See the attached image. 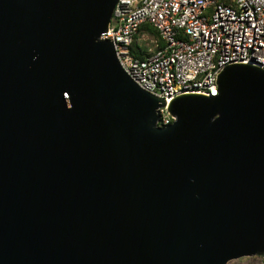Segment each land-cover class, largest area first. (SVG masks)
Returning <instances> with one entry per match:
<instances>
[{"label": "water", "instance_id": "1", "mask_svg": "<svg viewBox=\"0 0 264 264\" xmlns=\"http://www.w3.org/2000/svg\"><path fill=\"white\" fill-rule=\"evenodd\" d=\"M117 1L0 0V264L264 257V67L167 102L102 38Z\"/></svg>", "mask_w": 264, "mask_h": 264}, {"label": "built area", "instance_id": "2", "mask_svg": "<svg viewBox=\"0 0 264 264\" xmlns=\"http://www.w3.org/2000/svg\"><path fill=\"white\" fill-rule=\"evenodd\" d=\"M146 23L164 45L140 31ZM102 38L114 42L121 66L142 88L167 102L187 92L218 95L226 65L264 67V0H118ZM174 119L166 106L159 109L158 125Z\"/></svg>", "mask_w": 264, "mask_h": 264}, {"label": "rangeland", "instance_id": "3", "mask_svg": "<svg viewBox=\"0 0 264 264\" xmlns=\"http://www.w3.org/2000/svg\"><path fill=\"white\" fill-rule=\"evenodd\" d=\"M150 47L155 48L156 45L153 42L148 41ZM228 264H264L263 256H245L231 260Z\"/></svg>", "mask_w": 264, "mask_h": 264}, {"label": "trees", "instance_id": "4", "mask_svg": "<svg viewBox=\"0 0 264 264\" xmlns=\"http://www.w3.org/2000/svg\"><path fill=\"white\" fill-rule=\"evenodd\" d=\"M143 29H148L152 34H154L158 39L161 45H164V41L162 40L159 31L152 25L150 24H144L143 27H141L140 31H142ZM132 51L137 54L138 56L143 57L144 53L140 51V48L138 45H136L135 43L132 45Z\"/></svg>", "mask_w": 264, "mask_h": 264}]
</instances>
